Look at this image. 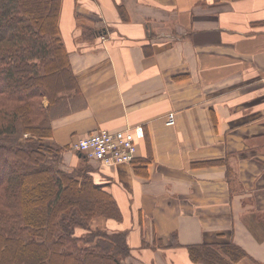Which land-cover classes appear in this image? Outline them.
<instances>
[{
  "label": "crops",
  "instance_id": "crops-1",
  "mask_svg": "<svg viewBox=\"0 0 264 264\" xmlns=\"http://www.w3.org/2000/svg\"><path fill=\"white\" fill-rule=\"evenodd\" d=\"M62 2L83 95L53 120L64 161L81 163L79 137L136 126L150 158L89 159L123 212L99 226L128 230L135 263L196 264L186 245L233 241L249 254L236 264H264V0Z\"/></svg>",
  "mask_w": 264,
  "mask_h": 264
},
{
  "label": "trees",
  "instance_id": "trees-1",
  "mask_svg": "<svg viewBox=\"0 0 264 264\" xmlns=\"http://www.w3.org/2000/svg\"><path fill=\"white\" fill-rule=\"evenodd\" d=\"M62 1L0 0V264H141L127 261V229L92 225L99 216L123 220L116 197L84 154L65 167L66 147L53 138V120L80 108L83 96L62 35ZM149 161L131 162L141 172ZM185 247L196 264L249 256L233 241Z\"/></svg>",
  "mask_w": 264,
  "mask_h": 264
},
{
  "label": "built area",
  "instance_id": "built-area-1",
  "mask_svg": "<svg viewBox=\"0 0 264 264\" xmlns=\"http://www.w3.org/2000/svg\"><path fill=\"white\" fill-rule=\"evenodd\" d=\"M176 113L170 111L166 124L174 125ZM142 127L121 128L111 130L100 128L88 135L79 137L71 144L76 152L84 154L88 159H95L105 165L131 162L136 157L137 138L143 137Z\"/></svg>",
  "mask_w": 264,
  "mask_h": 264
},
{
  "label": "rangeland",
  "instance_id": "rangeland-1",
  "mask_svg": "<svg viewBox=\"0 0 264 264\" xmlns=\"http://www.w3.org/2000/svg\"><path fill=\"white\" fill-rule=\"evenodd\" d=\"M76 140H77V139H76ZM76 140H75V141H76ZM73 142H74V141H73ZM73 142H72V143H73ZM72 143H71V144H72ZM69 148H70L71 150H73V148L71 147V145L69 146ZM70 149H69V150H70ZM71 150H70V151H71ZM74 151H75V150H73V152H74ZM64 163H65V164H64L65 167H68V168L72 167V164H67L65 161H64ZM78 164H80V162H79ZM101 220H107V219H106L105 217H102V216L96 217V218L93 219V221H92V225H93V226L102 225V224H103V221L101 222Z\"/></svg>",
  "mask_w": 264,
  "mask_h": 264
}]
</instances>
